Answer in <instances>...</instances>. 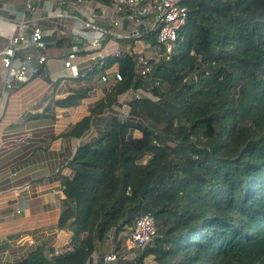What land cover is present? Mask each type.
Returning a JSON list of instances; mask_svg holds the SVG:
<instances>
[{
	"label": "trees",
	"instance_id": "obj_1",
	"mask_svg": "<svg viewBox=\"0 0 264 264\" xmlns=\"http://www.w3.org/2000/svg\"><path fill=\"white\" fill-rule=\"evenodd\" d=\"M181 4L186 21L171 58L155 57L156 30L139 24L149 72H135L136 53L116 59L121 80L107 103L71 131L81 141L67 162L72 178H61L57 222L70 249L48 256L37 247L17 264H86L144 214L155 236L120 264H264V0ZM55 47L72 48L67 39ZM129 90L139 98L125 100ZM118 98L125 117L90 137L93 115Z\"/></svg>",
	"mask_w": 264,
	"mask_h": 264
},
{
	"label": "crops",
	"instance_id": "obj_2",
	"mask_svg": "<svg viewBox=\"0 0 264 264\" xmlns=\"http://www.w3.org/2000/svg\"><path fill=\"white\" fill-rule=\"evenodd\" d=\"M24 2L0 0V28L5 32L23 12ZM34 6L26 18L37 20L43 30L47 42L45 66L36 77L12 82L5 91L0 68V264H17L37 247L48 256L69 248L71 234L59 230L57 222L61 178H72L67 162L81 141L71 131L111 96L117 70L116 58L111 55L137 53L149 46L140 35L127 42L133 30L130 23L119 20L116 26L107 25L115 18L113 6L68 0H35ZM83 10L89 15L86 20L93 15V25L107 32L98 48L75 43L69 35L76 19L83 18ZM60 39H67L72 48H56L55 42ZM71 52L76 55L77 76L63 67ZM101 77H107V81ZM83 88H88L84 97L65 106L55 104ZM122 107L118 98L98 110L93 115L90 137H100L113 117L123 119ZM129 135L138 137L140 132L133 129ZM113 235L98 245L86 264H102L105 254L124 250L121 239L114 240Z\"/></svg>",
	"mask_w": 264,
	"mask_h": 264
},
{
	"label": "built area",
	"instance_id": "obj_3",
	"mask_svg": "<svg viewBox=\"0 0 264 264\" xmlns=\"http://www.w3.org/2000/svg\"><path fill=\"white\" fill-rule=\"evenodd\" d=\"M74 2L76 4L84 2L90 4L93 0H75ZM34 3L35 0H25L23 12L13 20L10 30L5 32L3 28H0V37L7 42L5 46L0 48L3 91L10 89L12 82L22 83L36 77L47 62L45 54L47 42L44 39L43 30L37 20L26 18L27 13L35 10ZM112 6L114 7L115 18L111 19L109 23L107 22V25L116 26L119 20L130 23L133 27L131 38L140 35L139 29H137L139 24L145 25L148 31L155 29V57L164 61L171 58L177 33L186 21V8L181 4V0H114ZM88 16L87 12L83 10V18L76 19V25L71 28L69 35L75 43H84L90 48H98L105 39L107 32L104 27L93 25V15L90 16L89 20H86L85 17ZM149 54L150 46L146 50L136 53L135 72L140 76L144 77L150 70ZM124 55L123 53H114L111 57L118 59ZM75 57V52L68 53L63 62V67L77 76L78 72L74 65ZM101 80L105 82L107 77H101ZM113 80L115 82L121 80V75L117 71L113 73ZM157 84L156 82L155 85ZM130 96L139 98L140 94L137 91L129 90L125 100ZM122 105L123 110L124 102ZM155 233V222L150 214L137 217L132 227L124 234V250L122 252L111 251L105 254L102 264H120L127 261L134 256L138 249L149 243ZM62 251L65 250H57L52 254H59Z\"/></svg>",
	"mask_w": 264,
	"mask_h": 264
},
{
	"label": "rangeland",
	"instance_id": "obj_4",
	"mask_svg": "<svg viewBox=\"0 0 264 264\" xmlns=\"http://www.w3.org/2000/svg\"><path fill=\"white\" fill-rule=\"evenodd\" d=\"M6 42V41H5ZM7 43V42H6ZM6 45V44H5ZM4 45V46H5ZM99 72V70H97ZM119 238L121 239L122 242H124V234H120L119 235ZM144 264H153L152 263V260H151V257H147L145 258V263Z\"/></svg>",
	"mask_w": 264,
	"mask_h": 264
}]
</instances>
